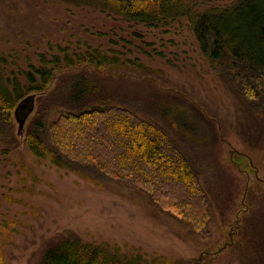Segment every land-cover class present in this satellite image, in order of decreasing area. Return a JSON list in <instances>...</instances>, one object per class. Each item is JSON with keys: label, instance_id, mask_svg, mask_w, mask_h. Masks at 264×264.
<instances>
[{"label": "rangeland", "instance_id": "obj_1", "mask_svg": "<svg viewBox=\"0 0 264 264\" xmlns=\"http://www.w3.org/2000/svg\"><path fill=\"white\" fill-rule=\"evenodd\" d=\"M235 2L193 0L191 9ZM56 46L118 59L113 69L85 73L107 88L104 99L131 108L178 148L207 197L209 219L205 231L190 233L141 191L36 160L22 145L34 102L20 133L12 116V142L0 146V264H37L68 234L170 264H264V114L215 75L187 19L151 28L59 0H0L3 77L23 84L19 72L38 66L40 54H56Z\"/></svg>", "mask_w": 264, "mask_h": 264}, {"label": "trees", "instance_id": "obj_2", "mask_svg": "<svg viewBox=\"0 0 264 264\" xmlns=\"http://www.w3.org/2000/svg\"><path fill=\"white\" fill-rule=\"evenodd\" d=\"M59 1L151 28L186 18L201 56L215 75L233 87L253 112L264 114V0H236L231 6L201 12L191 9L193 0ZM56 49V54L38 55V66L19 72L23 84L0 72V146L12 142L17 102L35 95L36 108L22 135V145L32 157L77 176L82 175L80 171L94 172L123 183L186 224L190 233L205 231L209 202L188 160L155 125L139 119L131 108L104 99L101 94L107 88L97 86L92 75L85 73L89 67L94 72L113 69L120 64L118 59L97 49L71 54L68 48ZM75 68L83 70L58 76L63 69ZM5 149L1 154H6ZM37 264L170 261L162 255L128 256L116 246L109 249L68 234L49 244Z\"/></svg>", "mask_w": 264, "mask_h": 264}, {"label": "water", "instance_id": "obj_3", "mask_svg": "<svg viewBox=\"0 0 264 264\" xmlns=\"http://www.w3.org/2000/svg\"><path fill=\"white\" fill-rule=\"evenodd\" d=\"M35 95H28L17 102L13 109L12 116L17 124V133H20L29 114L32 112Z\"/></svg>", "mask_w": 264, "mask_h": 264}]
</instances>
